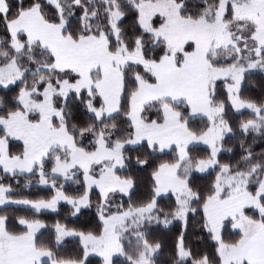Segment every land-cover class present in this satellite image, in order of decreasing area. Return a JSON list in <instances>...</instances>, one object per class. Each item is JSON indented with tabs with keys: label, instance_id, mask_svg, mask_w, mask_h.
I'll list each match as a JSON object with an SVG mask.
<instances>
[{
	"label": "snow or ice",
	"instance_id": "1",
	"mask_svg": "<svg viewBox=\"0 0 264 264\" xmlns=\"http://www.w3.org/2000/svg\"><path fill=\"white\" fill-rule=\"evenodd\" d=\"M0 264H264V0H0Z\"/></svg>",
	"mask_w": 264,
	"mask_h": 264
}]
</instances>
